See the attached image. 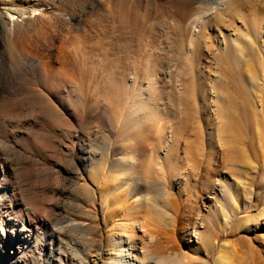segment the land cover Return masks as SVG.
<instances>
[{
  "label": "rangeland",
  "instance_id": "1",
  "mask_svg": "<svg viewBox=\"0 0 264 264\" xmlns=\"http://www.w3.org/2000/svg\"><path fill=\"white\" fill-rule=\"evenodd\" d=\"M118 1L0 0V16L6 18L9 7L25 13L14 15L20 21L16 33L31 38L25 47L30 56L14 61L19 78L35 93L39 89L61 93L71 122L67 134L60 136L57 119L44 112L37 100L27 99L30 107L25 103V110L12 116L0 108V163L7 161L5 170L0 168V264H114L113 242L124 245L132 231L130 226L119 227L126 223L121 216L106 213L129 204L139 212L137 220L143 227L133 230L138 247L150 249L160 243L165 256L172 253L175 261L186 255L194 263L184 264H214L217 245L224 243L223 264H264V0H217L210 5L213 10L192 26L179 15L185 0H125L122 18L130 44L126 50H135L130 52L135 59L129 54L135 65L114 60L109 49L107 30L110 16L120 14ZM195 4L196 11L201 5ZM131 25L136 28L134 34ZM237 32L248 41L232 36ZM147 54L152 64L146 63ZM58 55L68 69L64 87L48 83L32 60L36 56L56 67ZM110 71L117 72L113 83L123 94L114 103L101 95ZM78 79L84 84L79 86ZM0 83L3 107L15 94L1 76ZM132 98L140 105L129 113ZM33 120L36 129L27 138ZM222 121L227 124L223 136L217 133ZM222 139L238 150L233 165L225 161L228 151L219 145ZM137 146L148 149L137 157L139 164L149 166L158 174L156 181L169 187L170 198H159L165 216L153 210L151 214L150 207L149 213L146 203L139 201L140 192L128 198L123 192L127 187L121 184L130 177L129 170L111 165L119 155L112 158L109 150ZM152 148L159 158L150 157ZM93 177L108 182V197L91 184H86L87 190L82 186ZM212 181L228 183L227 227L222 226V214L217 213L216 224V214L205 209L207 201L215 199L207 187ZM93 192H97L95 210L91 208ZM152 195L158 198L157 193ZM113 196H121L115 206ZM78 204L82 211H77ZM86 211L95 214L89 217ZM197 218L212 244L205 248L208 255L202 244L198 247L196 231L192 232ZM80 219L89 222L88 230L63 229L67 221ZM198 230L203 233L202 228ZM19 233L27 241L15 254L21 257L13 262L10 241Z\"/></svg>",
  "mask_w": 264,
  "mask_h": 264
},
{
  "label": "bare ground",
  "instance_id": "2",
  "mask_svg": "<svg viewBox=\"0 0 264 264\" xmlns=\"http://www.w3.org/2000/svg\"><path fill=\"white\" fill-rule=\"evenodd\" d=\"M195 3H199L201 5L200 7H195L196 8V11H195V9H193ZM212 3L217 4L218 2H217V0H185L182 3V5H180L181 7L179 9L180 10L179 11L180 12L179 15H181V18H182L181 21L183 23H184V21H188L189 22V25H191V26L194 25V24H196V23H198V21L200 20V18L203 15H205V13H207V11L213 10L211 8V6H210V5H212ZM117 6H118L117 8L120 9V14H119V16H116V17H113L112 15L110 16V24H109L108 30H107L108 35H109V38H110V40H109L110 41V45H111V47L109 49H111L112 57L114 58V60H117V61L126 63L127 65H131L132 63H133V65H135V64H137L136 61H133V59H135V57L130 54V52L134 53L133 52L134 49L132 51L129 50V49L126 50L128 47H130V46H128L130 44L126 42V38H125V35H124L126 33L125 32L126 31L125 30L126 27H125V21L122 18V13L124 12V8L127 7L126 6V3H125V0L118 1ZM193 10H194V12H196L195 14L192 13ZM7 11H8V14L6 15V18H5V16H0V76L10 85V87L14 91L15 96H12L11 98L6 99L3 102V107H0L1 108V111L2 112L4 111V113L7 112V113L10 114V116H12V114L15 113V111L17 112V110L24 109V105H25L27 99H30L31 101L32 100H37L41 104V106H42L41 109L44 112L49 113L50 115H52V117H54V119H57V122L59 123L58 124V129H59L58 131H60V136H62V135L65 136L67 134V129H68L69 124L71 122L69 123V120L67 119L68 115L65 112L66 110H65L64 98L62 97L61 93H60V96H59V95H52L53 93H50L48 90L47 91L45 90V92H42V93L40 92V89H39L38 93L37 92L35 93L34 91H31V89L28 90L27 87H26V85L24 84V82H26V81H21L22 79L19 78V74H17V72H16V69L15 68L17 66L15 67V65H14L15 62L14 61L17 60V59L20 60L22 58H25V57H29L30 56V51L27 50L25 47H26V45H28V43H29V41H30L31 38L27 34H20V33L17 34L16 33V30L20 27V24H19L20 21H17V17H14V15H17L18 17H21V16L25 15V13L23 11L18 10L17 8H13V7H9L7 9ZM105 11H107V13H109V9L106 8ZM191 14H193V15H191ZM129 30H131L132 33L133 32H136L135 31L136 28H135L134 25H131V27H130ZM253 33H255V32H253ZM128 35L126 34V36H128ZM232 36H234L236 38H237V36L238 37L241 36L245 41H248L243 36V34L238 33V32H237L236 35L232 34ZM127 40H129V38H127ZM129 42H131V40ZM16 43H18L17 44V47L15 46ZM126 45H127V47H126ZM144 46H146V44ZM147 46H149V44ZM224 46H226L225 43H224ZM231 46L234 47V50L236 49L235 47H237V45H236L235 41L231 42ZM147 53H149V52L147 51ZM129 54L131 56H133V59L130 60V55ZM153 55L156 56V54H153ZM50 56H47V57L50 58ZM149 57L150 56L148 55L146 57V60L145 59L144 60L146 61V63L152 64V60ZM57 58H58V60L56 62V67H53L51 64H49L47 62H43V61L39 60L40 58H37L36 56L33 57L32 60L35 63L34 64V67L38 70V72H39V70H41L39 73L42 72L45 80L48 83L55 82V83H58V85L62 87L67 82V79L66 78L68 76V69H67V64L65 62V59H63V57L61 55H58ZM222 59H223V63H226V65L231 70L232 67L229 65L230 62H229L228 58L226 56H223ZM154 61H156V60H153V62ZM152 66L153 65H151L150 67H152ZM116 73L117 72H115V71H110L108 73V75L106 76V78L103 81L102 94H101V95H103V97L108 98L110 100V102H112V103H114L117 100V96L120 97L119 100L123 99L122 92L121 93L119 92V90H121V89H118L117 88V87H120V86H115V83H113L114 80H115V78L118 76ZM146 74H148V76L150 75L149 73H146ZM81 81L82 80H80V79L77 80V84L79 86L81 84H84V83H81ZM1 82H3V81H1ZM0 85H1V83H0ZM36 89H38V88H36ZM135 93L133 95H134V97L137 98L138 96H136ZM21 95H24L25 98L24 97L23 98H20ZM55 98L57 100L54 101L53 99H55ZM133 98L131 99L132 100V104L130 103L131 104V107L128 108L129 109L128 110L129 113H131V112L134 111L133 110V107L134 106L140 105L139 103H136V98L135 99H133ZM139 98H140V95H139ZM2 101H3V99H2ZM31 101L30 102L27 101L26 104L29 106L31 104ZM137 102H139V101L137 100ZM0 103H1V101H0ZM55 103H57V106H55ZM144 105H145V103H144ZM147 105L150 106L149 104H147ZM6 115H8V114H6ZM25 115L24 116L22 115V117H25ZM218 116H219V118H222L223 117L222 114H219ZM18 118L20 119V117H18ZM77 118L74 117V119H73L75 123L78 122V119ZM25 119L26 118H24V120ZM16 121H18V119ZM2 124H3V122H2ZM226 126H227V124L222 121L220 123L219 129L217 130V133L220 134V135H222V136H223V134H226L227 133ZM29 127H30V129L28 128L29 129V131H28L29 133L26 134L27 135V138H29L32 135V133L35 131V129H36V122L33 120V122L30 124ZM2 128H3V125H2ZM61 128H62V131H61ZM23 129H24V127H23ZM2 131H3V129H2ZM5 136H7V135H5ZM5 136H4V138H5ZM224 137H226V136L224 135ZM229 137H231V136H229ZM7 143L8 142H6V144ZM219 145L226 146L228 152H226L227 154H226V160L225 161L228 164H232V161H233V158H234V154L238 150L235 149L234 147L230 146L228 144V141L223 140V139H222L221 142H219ZM153 148H152V151H150V157L157 158L159 156L158 155V152L156 150H154ZM129 149L130 150H127L128 151L127 152L124 149L121 150L119 148H116V149H113L112 148L111 150H109V148H108V150H109L108 155L109 156L111 155L112 158H114L113 155H115V154L119 155L117 158L115 157L114 159L111 160L112 161L111 162V165L116 164L118 166L125 167V168H127L129 170V171H127V174L130 177L128 178L127 182L124 181V182H122L123 184H121V185H125V187H127V188L125 189L123 187L125 189V191H123L124 189L121 190V188H120V190H119L120 193H121V191H123L124 193L126 192L125 194H128V198H133L136 193L140 192L141 193L140 194L141 197H140V200L139 201H142V202L146 203V204H144V206L145 205L148 206L147 207L148 208V212L150 211L149 210V207H150L151 208V211L150 212H152V210H153L156 214H158L160 216H163L165 214V212H164V209H162V205H161L162 203L159 200V198L161 199V198H163L165 196H166L165 197L166 199L168 197L170 198L169 193H168V191H169L168 190L169 189L168 185H166V183H159L158 181H156V179L158 180V178H157V175L158 174H155V172H153V170L150 169L149 166L146 167V168L145 167L143 168L139 164L137 157H139V156L141 157L145 152L147 154L148 149H146L145 147H139V146H137V147H130ZM7 150H8V148H7ZM2 151H3V149L1 147V142H0V154L2 153ZM11 152H12V150H11ZM16 154H18V152ZM236 155H238V154H236ZM21 156L22 155H20V157ZM3 157H4V155L1 158L3 159ZM8 157H9V155H8ZM15 157L17 158L16 155H15ZM78 161H80V160H78ZM8 162H10V161H8ZM17 162H19V161H17ZM20 162H21V160H20ZM77 164H80V163L77 162ZM5 165H7V161L6 160H4L2 163H0V168H2V169L4 168V170H5ZM76 170L77 171L80 170L79 169V165L77 166V169ZM81 170H83V168ZM110 170H111V168H110ZM77 171H76V173H77ZM2 176H3V178L6 177L5 176V172H3V175ZM115 181L116 180H110L111 183L112 182H115ZM84 183L85 184L82 185V186L83 187L85 186L86 187V190L88 189V186L86 184H91V185H93L95 187V189L97 188L96 190H98L100 194H105V192H106L105 191V188L108 186V182L107 181H104V183H103V179H101V178L97 179L95 177H93V179H91V181H85ZM117 184H119V183H117ZM227 184L228 183H224L223 181L222 182L212 181V182H209L208 185H207L208 189H211V192H212L211 195H213L212 197H214L217 200H215L213 198H211L210 200H208L207 203H206L205 209H207V210L212 209L213 212L216 214V216L214 218V222L216 224H217V218L219 216V215H217V213L222 214L221 216H223L222 217L223 218V223H222V226L223 227H227V225H228V220H227V218L225 216V212H224V210H226L225 202H227V197L229 195V193L226 192V187H228ZM118 188H119V186H118ZM123 192H122V194H123ZM153 192L154 193H157L158 198H156V196L152 195ZM107 195L108 194H105V196H107ZM118 195H120V194L118 193ZM113 197H115V198H113L114 199L113 201L111 200V202H112L111 205L115 206L113 203H116L117 200L119 199V197H121V196H119V197L113 196ZM136 197H137V195H136ZM119 200H121V199H119ZM211 200H213L212 201L213 202L212 204H211ZM96 201H97V192H93V194H92L91 208L94 209V210H95V203H96ZM129 201H130V199H129ZM110 203L108 205H110ZM127 203H128V201H127ZM223 204H224V208H223ZM78 205H76V208H78L77 211L78 210H81L82 211L83 207L80 204H78ZM133 205L132 204H129L128 207H125V208L122 207L120 209H114V210H110V208H109L108 211H107V213H106V215H113L114 217H120L121 216L120 218H123V220L126 221V223L123 224V227L120 226V225H119V227H121L123 230H127V227L130 226L131 231H132L131 233H127L126 234V241H127L126 243H128V244L125 243L126 245L125 244L122 245L123 242H118V243H114L113 242L112 247H116L115 248V254L112 256V258H113L112 262L114 264H181V263L184 264V263H190V262L191 263H194L193 260L188 259V257L186 255H182V258L181 259H177L176 261L174 260L175 258L172 257V253H169L170 255L167 254V256H165L164 249H163V247H162V245L160 243H153L152 244L153 246L150 249L148 247H146V246H142V247L140 246V247H138V243H137L138 240L133 235V230H139V226L141 227V222L137 220L139 212H137V209L136 210L134 209ZM139 205H141V204H139ZM113 206H109V207H113ZM144 206L141 205V209L140 210H142V209L144 210ZM113 208H115V207H113ZM166 208H167V206H166ZM145 209H146V206H145ZM154 212H152L151 214H154ZM121 213H123V215H121ZM93 214H95V212L89 211L85 215H87V216L90 217V216H93ZM202 218H205V217L202 215ZM207 219L209 220V217ZM84 220H81V219L80 220H76L77 222H75V221H67L66 222L67 225H65V227H63V229H70V230L71 229L88 230L89 229V227H88L89 222L86 224L84 222ZM143 223L144 222H142V224ZM23 227H24V225H23ZM117 227H118V224H117ZM142 228L143 227H141V229ZM192 228H193L192 229V232H195L196 231V233H194V234H196V235L198 234L197 235V242H199L197 244L198 247L201 248L202 245H203V248L205 250V248L208 245L209 248H210L211 245H212L211 244V241L210 240L208 241V239L205 237L206 235H203L205 232H207V230L204 229L202 220H200V219L195 220V223H194V225H193ZM201 228L203 230V233L198 230V229H201ZM21 230L22 231H28V232L30 231V233H32L31 232V229L30 230H25V228H23ZM28 236H30V235H28ZM194 237H195V235H194ZM24 239H25L24 238V235L22 233H19L16 236H14V239L13 240L10 241V246L9 247H10V250H11L10 251L11 252V256L13 257V259H11V260L13 262H17V260H18L17 258H20L21 257V255H20V256H17V258H16L15 257V254L17 252L21 251V247H22V245H24ZM111 240L113 241L112 238H111ZM26 241H27V238L25 239V242ZM140 243H141V241H140ZM148 243H149V241H148ZM193 245L194 244L192 243V246ZM190 246H191V244H190ZM194 246L196 247V245H194ZM225 246L226 245L224 243L217 245L218 248H217L216 254H215L214 259H213L214 260V264H223L224 263V262H222V255L221 254H222V252L224 250L223 248ZM196 249H194V250H196ZM204 253L206 255H208L209 254V251L205 250ZM139 254H141L142 257H139ZM177 257H179V256H177ZM14 258H16V259L14 260ZM104 264H110V263H104Z\"/></svg>",
  "mask_w": 264,
  "mask_h": 264
}]
</instances>
